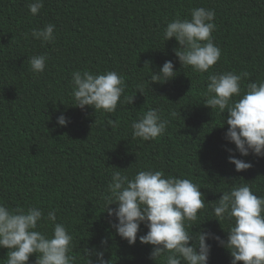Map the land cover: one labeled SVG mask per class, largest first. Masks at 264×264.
Returning a JSON list of instances; mask_svg holds the SVG:
<instances>
[{
  "label": "trees",
  "instance_id": "trees-1",
  "mask_svg": "<svg viewBox=\"0 0 264 264\" xmlns=\"http://www.w3.org/2000/svg\"><path fill=\"white\" fill-rule=\"evenodd\" d=\"M29 2L0 0V203L10 209L37 206L45 214L55 210L57 222L74 237L78 264H86L84 247L103 251L109 264H155L150 245L138 238L130 246L116 235L102 196L113 171L131 177L140 170H163L191 179L204 193V214L192 231L226 240L228 222L220 225L213 215L219 192L247 183L264 196V157L241 156L225 139L228 125L203 103L208 73L182 68L173 51L175 38L165 42L163 33L168 22L190 18L193 8L212 9V35L222 55L210 71H247L243 86L264 81V0H43L35 16ZM47 24L55 25L53 42L32 37L33 29ZM40 54L48 57L47 67L35 74L29 61ZM166 61L177 76L152 82L151 72ZM75 71L117 72L125 80L123 103L114 113L76 107ZM149 108L169 120L165 134L155 141L133 138L131 124ZM61 113L70 121L65 127L56 123ZM228 149L252 168L235 171ZM40 230L50 235L51 225ZM147 231L141 224L138 237ZM207 243L208 264H231L228 250L214 240ZM7 251L0 248V264H6Z\"/></svg>",
  "mask_w": 264,
  "mask_h": 264
},
{
  "label": "clouds",
  "instance_id": "clouds-1",
  "mask_svg": "<svg viewBox=\"0 0 264 264\" xmlns=\"http://www.w3.org/2000/svg\"><path fill=\"white\" fill-rule=\"evenodd\" d=\"M28 8L31 14L38 15L43 0H30ZM215 15L212 9L193 8L190 18H176L167 23L163 39L166 42L175 38L178 47L173 51L182 68L208 73L203 103L212 112L218 111L223 117V126L228 125L225 139L235 145L241 156L264 157V81L243 86L242 82L251 75L247 71L238 74L210 71L222 55L212 35L216 28ZM54 30L55 25L47 24L42 29H33L31 35L50 43L55 40ZM47 60L44 54L33 55L29 61L32 72L43 73ZM176 76L172 61H166L157 72H151L150 80L166 83ZM72 85L75 106L81 110L88 106L95 112L114 113L118 104L123 103L125 80L115 71L102 74L75 71ZM224 113H227L226 118ZM171 115L176 116V112ZM69 122L63 113L56 118L61 127ZM107 123L117 126L112 120ZM168 124L169 120L163 118L159 110L149 108L131 124L132 136L155 141L165 134ZM228 151V161L235 166V171L252 168L251 162L236 158L231 149ZM219 193L222 195L213 206V215L220 225L222 221L228 222V230L222 228L227 233L226 240L209 231H192L204 214V193L191 179L166 175L163 170H140L131 177L113 171L106 194L102 196L103 212L115 218L112 227L116 235L130 246L135 245L138 238L141 244L150 245V259L155 264H208L211 245L207 241L210 239L228 250L231 264H264V196L256 195L247 183L232 184ZM49 224L50 235L40 230ZM141 224L148 231L138 237ZM106 243L101 241L102 245ZM74 246L73 235L63 223L57 222L55 210L45 214L37 206L10 209L0 203V248L8 250L6 264H29L32 256L36 258L35 264H78V257L72 255ZM83 249L86 264H109L103 251Z\"/></svg>",
  "mask_w": 264,
  "mask_h": 264
}]
</instances>
